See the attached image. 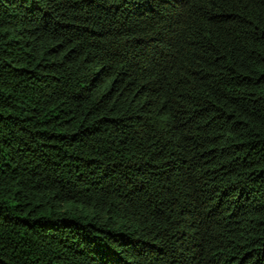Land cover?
I'll return each mask as SVG.
<instances>
[{
  "label": "trees",
  "instance_id": "16d2710c",
  "mask_svg": "<svg viewBox=\"0 0 264 264\" xmlns=\"http://www.w3.org/2000/svg\"><path fill=\"white\" fill-rule=\"evenodd\" d=\"M0 264H264V0H0Z\"/></svg>",
  "mask_w": 264,
  "mask_h": 264
}]
</instances>
